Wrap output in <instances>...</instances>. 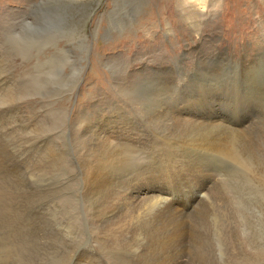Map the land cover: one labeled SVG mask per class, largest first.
Returning a JSON list of instances; mask_svg holds the SVG:
<instances>
[{
  "label": "rangeland",
  "instance_id": "374dc122",
  "mask_svg": "<svg viewBox=\"0 0 264 264\" xmlns=\"http://www.w3.org/2000/svg\"><path fill=\"white\" fill-rule=\"evenodd\" d=\"M228 1L225 5L215 0L208 6L205 17L198 19L202 26L197 35L177 0H0V264H72L76 253L90 252L93 256L81 263L149 264L155 243L165 240L172 221L179 218L183 224L187 221L186 251L194 258L187 262L182 258L179 264H230L228 253L233 248L250 254L258 247V254L264 253V200L258 193L263 191L256 185L258 177L264 180V63L250 64L263 54L264 0ZM210 57L230 61L225 65L218 64L221 60L201 62ZM198 59L204 63L199 68L201 63L194 64ZM241 75L252 78L239 79ZM180 112H187L184 116L193 122L183 121ZM240 120L243 127L236 131ZM211 123L212 128L207 126ZM111 140H119V145ZM208 142H226L232 151L225 157L207 156L202 151ZM111 147H116V153ZM203 163L216 168L207 172L211 180L199 177L188 183L190 171L201 174ZM98 178L101 186L94 183ZM190 187L202 188L220 214L204 217L201 208L198 211L193 205L185 210L186 214L196 211L190 217L174 218L168 212L166 218H157L161 204L139 200L141 206L137 201L134 206L124 197L130 190L142 195L152 189L183 204ZM103 196L104 200L99 198ZM131 217L135 224L129 223ZM146 236L152 240L147 237L146 242ZM200 255L209 260L201 262Z\"/></svg>",
  "mask_w": 264,
  "mask_h": 264
},
{
  "label": "bare ground",
  "instance_id": "6f19581e",
  "mask_svg": "<svg viewBox=\"0 0 264 264\" xmlns=\"http://www.w3.org/2000/svg\"><path fill=\"white\" fill-rule=\"evenodd\" d=\"M215 0H177V2H178V4L181 6L180 8L183 10V13H184V15L185 16H187V18H184V19H186L185 21L186 22H189L190 21V23L192 24L191 25V27H193L194 28V30H193V32L194 33H198L197 35H200V30H201V26H202V24H201V21H198V19H203L204 17H205V13H206V11H207V8H208V6H211V4H213V2H214ZM220 2L221 3H223V4H225V5H227V4H229V2L230 1H228V0H220ZM179 5H177V6H179ZM220 5V4H219ZM214 6V5H213ZM219 7V6H218ZM228 8V7H227ZM230 8V7H229ZM178 9V8H177ZM181 10V11H182ZM180 11V10H179ZM180 13V12H179ZM181 14V13H180ZM183 17V16H182ZM195 22V23H194ZM170 31V30H169ZM170 33V32H169ZM171 34V33H170ZM261 50H262V52H263V54H258V55H256L255 57H254V59L251 61V65L252 64H255V63H260V64H262V63H264V41L262 42V47H261ZM179 58V57H178ZM197 59V58H196ZM221 60V58H217V57H215L214 59H213V57H210V58H208L207 60H204L203 59V61H201V62H204L205 64L206 63H209V64H216V62L217 61H220ZM181 61V60H180ZM197 61H198V63H197ZM230 60L227 58H225L224 60H221L218 64H220V65H223V62H225L224 63V65L225 64H227L228 62H229ZM177 62H179V61H177ZM200 61H199V59L198 60H195V62H194V64H200L201 63ZM204 63H201V65H198V68L200 67V66H202V64H204ZM229 64V63H228ZM264 65V64H263ZM122 66V65H121ZM228 66V65H227ZM222 71V70H221ZM186 75H188V73L186 72L185 73ZM232 75V74H231ZM200 76H201V74H200ZM187 77V76H186ZM239 79H244V80H249L250 81V79L252 78V77H248V76H245V75H241V76H237ZM192 78V77H191ZM235 80H236V77H235ZM253 80H255V79H253ZM253 80H251V81H253ZM257 80V79H256ZM238 81V80H237ZM182 82V81H181ZM188 82H190V81H188ZM226 82V81H225ZM234 82H236V81H234ZM260 82V81H259ZM263 82V81H262ZM237 83H239V82H237ZM254 83V82H253ZM257 83V82H256ZM261 83V82H260ZM215 84V83H214ZM247 84V83H246ZM249 84V83H248ZM250 84H252V82L250 83ZM228 86V85H227ZM235 92V91H234ZM233 92V93H234ZM239 93V92H238ZM258 95V94H257ZM179 96V95H178ZM253 97V96H252ZM258 97V96H257ZM174 98V97H173ZM176 98V97H175ZM171 99V98H170ZM235 99V98H234ZM233 100V99H232ZM235 100H238V99H235ZM234 100V101H235ZM169 101V100H168ZM167 101V102H168ZM174 101V100H173ZM176 101V100H175ZM198 101V100H197ZM171 102H172V100H171ZM176 102H178V100L176 101ZM190 102V101H189ZM203 102V101H202ZM205 102V101H204ZM175 103V102H174ZM194 103V102H193ZM163 104V103H162ZM172 105L173 104V102L172 103H169V105ZM182 104V103H181ZM199 104V103H198ZM235 104H238V103H235ZM167 105V104H166ZM168 105V106H169ZM195 105V104H194ZM174 106H175V104H174ZM174 106H172V107H174ZM237 106V105H236ZM165 107V106H164ZM176 107V106H175ZM165 108H167V107H165ZM177 109H178V107H176ZM164 109V108H163ZM162 109V110H163ZM196 109V108H195ZM159 110V109H158ZM161 110V111H162ZM172 110V109H171ZM160 111V110H159ZM160 111V112H161ZM169 111L170 110H168V114H169V116H170V114L171 113H169ZM158 112V111H157ZM149 113V112H148ZM163 113V112H162ZM187 113V112H186ZM186 113H183V112H180V115L182 116V120L184 121H189V122H191L192 120H189L188 119V117H190L189 115H187V116H184V114H186ZM157 114V113H156ZM3 115V114H2ZM158 115H159V113H158ZM158 115H156V116H158ZM161 115H163L164 117L165 116H168L167 114L166 115H164V114H161ZM174 116V115H173ZM121 117V116H120ZM125 116H123V118H124ZM160 117V116H159ZM162 117V116H161ZM160 117V118H161ZM163 117V118H164ZM177 117H178V115H177ZM119 118V117H118ZM159 119V118H158ZM157 119V120H158ZM165 119H166V117H165ZM168 119V118H167ZM170 119H171V117H170ZM175 119V118H174ZM192 119V118H191ZM120 121H121V119H119ZM128 120V119H127ZM160 120V119H159ZM161 120H163L162 118H161ZM160 120V121H161ZM172 120V119H171ZM170 120V121H171ZM177 120H178V118H177ZM176 120V121H177ZM125 121V120H124ZM132 121V120H131ZM156 121V120H155ZM165 121V120H164ZM167 121H169V120H167ZM175 121V122H176ZM183 121H181L182 123H183ZM227 121V120H226ZM134 122V121H133ZM166 122V121H165ZM172 122V121H171ZM170 122V123H171ZM180 122V123H181ZM185 122V123H186ZM188 122V123H189ZM193 122V121H192ZM203 122V121H202ZM211 122V121H210ZM214 122V121H213ZM147 123V122H146ZM164 123V122H163ZM163 123H161L160 122V124H163ZM167 123V122H166ZM177 123V122H176ZM179 123V122H178ZM182 123H181V125H182ZM244 123V121L243 120H240V122H238L237 123V126L238 127H236L235 128V130L237 129V130H239L238 128H241V127H243L242 126V124ZM4 124V123H3ZM119 124V123H118ZM128 124H130V123H128ZM165 124V123H164ZM163 124V125H164ZM175 124V123H174ZM190 124V123H189ZM199 124V123H198ZM197 124V125H198ZM252 124V123H251ZM123 125V127L122 128H124V124H122ZM167 125V124H166ZM165 125V126H166ZM171 125H173V124H171ZM176 125V124H175ZM175 125H173L174 127H177V125H179V124H177L176 126ZM181 125H179L180 127H182ZM212 125V123L211 124H207V126H211ZM89 126V125H88ZM87 126V127H88ZM127 126V125H126ZM129 126H131V124L129 125ZM140 125H137V127H139ZM168 126V125H167ZM169 126H170V124H169ZM188 126H190V125H188ZM204 126V125H203ZM214 126H216V127H218L217 125H215L214 124ZM213 126V127H214ZM222 126H224V125H222ZM90 127V126H89ZM135 127H136V125H135ZM134 127V128H135ZM141 127V126H140ZM171 127V126H170ZM173 127V128H174ZM186 127H187V125H186ZM194 127V126H193ZM195 127H196V125H195ZM195 127L193 128V130L195 129ZM199 126H197V128H198ZM221 127V126H220ZM226 127V126H225ZM231 127V126H230ZM247 127V126H246ZM250 127V126H249ZM178 128V127H177ZM176 128V129H177ZM204 127H202V129H203ZM207 128H209V127H207ZM211 128H212V126H211ZM210 128V129H211ZM227 128V127H226ZM248 128V127H247ZM252 128V127H251ZM90 129V128H89ZM156 129V128H155ZM171 129H172V127H171ZM175 129V128H174ZM174 129H172L173 131H174ZM175 129V130H176ZM191 129V128H190ZM190 129H188V130H190ZM206 129V128H205ZM205 129H203L204 131H206ZM248 129H250V128H248ZM131 130V129H130ZM179 130H180V128H179ZM183 130H185V127H184V129ZM192 130V129H191ZM196 130V129H195ZM194 130V131H195ZM212 130V129H211ZM214 130H215V128H214ZM217 130H219L218 128H217ZM221 130V129H220ZM236 130V131H237ZM244 130V129H243ZM253 130V129H252ZM102 131V130H101ZM117 131V130H116ZM115 131V132H116ZM123 131H125V130H123ZM135 131V130H134ZM144 131V130H143ZM181 131V130H180ZM199 131V130H198ZM202 131V130H201ZM223 131H225V130H223ZM230 131V130H229ZM235 131V133H238V132H236ZM246 131V130H245ZM89 132H91V131H89ZM88 132V133H89ZM93 132V131H92ZM91 132V133H92ZM112 132V131H111ZM110 132V133H111ZM118 132V131H117ZM116 132V133H117ZM122 132V131H121ZM120 132V133H121ZM126 132V131H125ZM124 132V133H125ZM132 132H133V130H132ZM136 132V131H135ZM141 132V131H140ZM176 132H177V130H176ZM183 132H185V131H183ZM187 132V131H186ZM215 132H216V130H215ZM222 132V131H221ZM242 132V131H241ZM241 132H239L240 134H242ZM249 132V131H248ZM85 133V132H84ZM102 133H104L103 131H102ZM128 133V132H127ZM130 133H131V131H130ZM138 133V132H137ZM136 133V134H137ZM148 133V132H147ZM146 133V134H147ZM179 133V132H178ZM231 133H233V132H231ZM244 133V132H243ZM252 133V132H251ZM81 134V133H80ZM94 134V133H93ZM93 134H91V135H93ZM142 134H144V133H142ZM145 134V135H146ZM160 134V133H159ZM176 134V133H175ZM197 134V133H196ZM199 134H202V133H199ZM205 134V133H204ZM88 135V134H87ZM91 135H88V137L89 136H91ZM95 135V134H94ZM98 135V134H97ZM108 135V134H107ZM115 135V134H114ZM114 135H112V137H115ZM122 135V134H121ZM120 135V136H121ZM125 135V134H124ZM128 135V134H127ZM134 135V134H133ZM138 135V134H137ZM140 135V134H139ZM144 135V136H145ZM147 135H149V134H147ZM195 135V134H194ZM234 135V134H233ZM132 136V135H131ZM165 136V135H164ZM181 136V135H180ZM198 136V135H197ZM238 136V135H237ZM250 136V135H249ZM257 136V135H256ZM23 137V136H22ZM84 137V136H83ZM87 136H86V139L88 138ZM95 137V136H94ZM108 137V136H107ZM139 137V136H138ZM195 137V136H194ZM209 137V136H208ZM222 137V136H221ZM240 137V136H239ZM81 139H82V137H80ZM96 138V137H95ZM97 138H98V136H97ZM101 138V137H100ZM111 138V137H110ZM119 138V137H118ZM126 138V137H125ZM136 139H137V137H135ZM147 138V137H146ZM149 138V137H148ZM154 138V137H153ZM203 138V137H202ZM205 138V140L207 139L206 137H204ZM219 138V137H218ZM91 139V138H90ZM105 139V138H104ZM117 139V138H116ZM168 139V138H167ZM195 139V138H194ZM198 139H200V138H197V139H195V140H198ZM212 139V138H211ZM215 139V138H214ZM221 139V138H220ZM83 140H84V138H83ZM89 140V139H88ZM98 140V139H97ZM100 140V139H99ZM106 140V139H105ZM105 140H104V142H105ZM119 140H120V138H119ZM119 140L118 141H112V142H115V143H117L118 142V144H116V145H119ZM123 140H124V138H123ZM127 140V139H126ZM133 140H134V137H133ZM139 140H140V138H139ZM143 140H144V137H143ZM143 140H141V141H143ZM146 140V139H145ZM148 141L150 140V138L149 139H147ZM201 140H203V139H201ZM200 140V141H201ZM204 140V141H205ZM208 140H210V139H208ZM207 140V141H208ZM213 140V139H212ZM219 140V139H218ZM218 140H214V141H218ZM222 140V139H221ZM225 140H226V138H225ZM20 141V140H19ZM183 141V140H182ZM189 141H191V140H189ZM194 141V140H193ZM200 141H198L199 143H200ZM223 141V140H222ZM261 141V140H260ZM26 142V141H25ZM86 142V141H85ZM89 142V141H88ZM94 142V141H93ZM95 142H97V141H95ZM104 142H101V143H104ZM162 142V141H161ZM188 142V141H187ZM203 142V141H202ZM262 142V141H261ZM36 143V142H35ZM108 143V142H107ZM110 144H111V142H109ZM182 143V142H181ZM191 143V142H190ZM193 143H195L194 145H196L197 144V142H193ZM204 143V142H203ZM219 143V142H218ZM222 144L220 145V144H215V142H214V144H212V142H211V144H210V142H208V144L206 145V143L203 145V147H204V151H202V152H205L206 154L205 155H224V157H225V155L227 154V153H229L230 152V150L232 151V149L229 147V145L228 144H226V145H224V143H226V142H221ZM230 143V142H229ZM236 144H237V142H235ZM251 143V142H250ZM253 143V142H252ZM22 144V143H21ZM91 144H92V142H91ZM95 144H97V143H95ZM99 144V143H98ZM97 144V145H98ZM189 144V143H188ZM102 145H104V144H102ZM111 145H113L114 146V144H111ZM111 145H109V146H107V147H110ZM115 145V146H116ZM202 145V144H201ZM23 146H24V143H23ZM165 146V145H164ZM177 146H178V144H177ZM189 146V145H188ZM199 146H200V144H199ZM253 146V145H252ZM25 147H26V144H25ZM167 147V146H166ZM1 148H2V146H1ZM4 148H6V147H4ZM19 148H21V147H19ZM99 148H101L100 146L98 147V149ZM104 148H106V147H104ZM112 148V147H111ZM125 148V147H124ZM168 148V147H167ZM176 148V147H175ZM191 148H194V150H195V147H193V146H191ZM190 148V149H191ZM196 148H199L198 146L196 147ZM244 148V147H243ZM22 149H23V147H22ZM84 149H86V147L84 148ZM90 149V148H89ZM92 149V148H91ZM91 149H90V152H91ZM94 149V148H93ZM107 150V153L110 151L109 149L110 148H106ZM113 149H114V151H115V149H116V147L115 148H112V151H113ZM189 149V148H188ZM200 149V148H199ZM127 150V149H126ZM198 150V149H197ZM197 150H195V151H197ZM248 150V149H247ZM260 150V149H259ZM6 151V150H5ZM5 151H4V153H5ZM21 151V150H20ZM23 151V150H22ZM85 151H88V150H85ZM97 151V150H96ZM95 151V152H96ZM100 151V150H99ZM101 151H102V149H101ZM103 151H105V150H103ZM102 151V152H103ZM113 151V152H114ZM124 151V150H123ZM190 151V150H189ZM193 151V150H192ZM200 151V150H199ZM243 151V150H242ZM1 152H3L2 151V149H1ZM98 152V151H97ZM169 152V151H168ZM194 152V151H193ZM198 152V151H197ZM254 152V151H253ZM99 153V152H98ZM106 153V152H105ZM110 154H111V152H109ZM114 153H116V152H114ZM7 154V153H6ZM88 154H91V153H88ZM103 154V153H102ZM113 154V153H112ZM92 155H94V154H92ZM97 155V154H96ZM106 155V154H105ZM109 155V154H108ZM117 155V154H116ZM174 155H176V154H174ZM262 155V154H261ZM15 156V155H14ZM103 156H104V154H103ZM113 155H111V157H112ZM158 156V155H157ZM253 156V155H252ZM256 156V155H255ZM1 157V156H0ZM15 157H17V156H15ZM25 157V156H24ZM109 156H107V158H108ZM111 157H109L110 159H112ZM173 157V156H172ZM18 158V157H17ZM22 158V157H21ZM90 158V157H89ZM105 158V159H104ZM103 158V160H106V157H104ZM108 158V159H109ZM6 159V158H5ZM4 159V160H5ZM101 159V158H100ZM99 159V160H100ZM106 160V161H109V160ZM115 159V157L113 158V160ZM116 159H117V157H116ZM124 159V158H123ZM2 160V159H1ZM99 160H97V161H99ZM102 160V159H101ZM112 160V161H113ZM8 161H9V159H8ZM115 161V160H114ZM117 161V160H116ZM178 161V160H177ZM210 161H212V160H210ZM209 161V162H210ZM244 161V160H243ZM100 162V163H99ZM98 163L99 164H101L102 162L101 161H99ZM208 162V161H207ZM208 162V163H209ZM248 162V161H247ZM250 162V161H249ZM4 163V162H3ZM103 163H104V161H103ZM110 163V162H109ZM115 163V162H114ZM119 163V162H118ZM195 163H197V162H195ZM245 163V162H244ZM260 163V162H259ZM92 164H93V162H92ZM107 164V163H106ZM174 164V163H173ZM192 164H194V163H192ZM198 164V163H197ZM197 164H194V165H196L197 166ZM199 164H201V163H199ZM210 164V163H209ZM209 164H204L203 163V165H202V167H201V170L200 171H202V173L201 174H197L198 176H196V174H195V171H190V173L189 172H187V173H189L188 174V176H187V182L189 183V182H191V181H193L194 180V178H205V182H207L209 179L211 180V177H209L208 176V173L207 172H210L211 170H215L216 171V168L215 167H212L211 165H209ZM4 165V164H3ZM96 165V164H95ZM98 165V164H97ZM102 165H104V164H102ZM108 165H110V164H108ZM108 165H107V167H108ZM117 165V164H116ZM0 166H1V163H0ZM51 166V165H50ZM113 167L115 166V165H112ZM191 166V165H190ZM200 166V165H199ZM259 166V165H258ZM264 166V165H263ZM2 167V166H1ZM5 167V166H4ZM10 167H13V166H10ZM9 167V168H10ZM93 167H94V164H93ZM92 167V168H93ZM99 167H101V166H99ZM103 167V166H102ZM105 167V166H104ZM113 167H112V169H113ZM249 167V166H248ZM248 167H246V168H248ZM98 168V167H97ZM97 168H95V169H97ZM109 168V167H108ZM188 168V167H187ZM191 168V167H190ZM189 168V169H190ZM244 168V167H243ZM259 168V167H258ZM11 169V168H10ZM13 169H14V167H13ZM27 169V168H26ZM42 169H44V168H42L41 167V170ZM115 169V168H114ZM14 170H16V169H14ZM40 170V171H41ZM47 170V169H46ZM92 170V169H91ZM99 170H103V169H99ZM98 170V171H99ZM106 170H107V168H106ZM106 170H105V172H106ZM183 170V169H182ZM187 170V169H186ZM191 170V169H190ZM197 170H199V168L197 169ZM44 172H47V171H45V169L43 170ZM90 171V170H89ZM95 171H97V170H95ZM94 171V172H95ZM97 171V172H98ZM104 171V170H103ZM102 171V172H103ZM113 171V170H112ZM137 171V170H136ZM156 171V170H155ZM166 171V170H165ZM172 171V170H171ZM181 171V170H180ZM179 171V172H180ZM248 171V170H247ZM253 171V170H252ZM256 171V170H255ZM264 171V170H263ZM11 172V171H10ZM15 172V171H14ZM37 172V171H36ZM104 172V173H105ZM132 172V171H131ZM182 172V171H181ZM186 172V171H185ZM196 172H198V171H196ZM218 172V171H217ZM43 173V172H42ZM90 173V172H89ZM107 173V172H106ZM109 173H110V171H109ZM108 173V174H109ZM124 173L125 172H123V175H124ZM134 173V172H133ZM137 173V172H136ZM153 173H154V171H153ZM158 173V172H157ZM160 173H162L161 171H160ZM175 173V172H174ZM212 173L214 174V175H216L213 171H212ZM3 174V173H2ZM1 174V175H2ZM12 174V173H11ZM45 174V173H44ZM93 173H91V175H92ZM122 174V173H121ZM151 174V173H150ZM165 174V173H164ZM169 174H171V173H169ZM184 174H186V173H184ZM9 175V174H8ZM49 175V174H48ZM88 175V174H87ZM94 175H98V174H94ZM112 175V174H111ZM123 175H120V177L121 176H123ZM127 175V174H126ZM152 175V174H151ZM181 175H183V174H181ZM255 175V174H254ZM17 176H18V174H16V178H17ZM125 176V175H124ZM123 176V177H124ZM163 176V175H162ZM165 176V175H164ZM169 176V175H168ZM176 176V175H175ZM175 176H173V177H175ZM179 176V175H178ZM256 176V175H255ZM12 177H13V175H12ZM90 177V176H89ZM92 177H94V176H91V178ZM99 177H102V176H99ZM105 177V176H104ZM142 177V176H141ZM177 177V176H176ZM183 177H186V176H183ZM263 177V176H262ZM15 178V179H16ZM97 178V177H96ZM103 178V177H102ZM101 178V179H102ZM116 178V177H115ZM2 179H3V177H2ZM18 179V178H17ZM21 179V178H20ZM103 179H105V178H103ZM110 179V178H109ZM112 179H114V178H112ZM118 179V178H117ZM153 179V178H152ZM169 179H171L170 177H169ZM177 179V178H176ZM183 179V178H182ZM259 179V177L257 178V184L256 185H258V188L259 187H261L262 188V190L261 191H263L264 192V180H258ZM0 180H1V178H0ZM4 180V179H3ZM2 180V181H3ZM93 180H94V178H93ZM106 180V179H105ZM116 180V179H115ZM125 180V179H124ZM156 180H158V179H156ZM175 180V179H174ZM185 180V179H184ZM249 180V179H248ZM253 180V179H252ZM101 180L98 178V179H95V181H94V183L95 184H99V186H101L100 184H102L101 182H100ZM104 181V180H103ZM114 181V180H113ZM112 181V182H113ZM120 181H122V180H120ZM128 181V180H127ZM186 181V180H185ZM254 181H255V179H254ZM1 182V181H0ZM111 182V181H110ZM110 182H108L109 184V186H110ZM159 182V181H158ZM180 182V181H179ZM196 182V181H195ZM2 183L3 182H1V185H2ZM106 183H107V181H106ZM125 183H126V181H125ZM128 183V182H127ZM132 182L131 181H129V184H131ZM182 183H183V180H182ZM185 183V182H184ZM254 183V182H253ZM252 183V184H253ZM256 183V182H255ZM89 184V183H88ZM87 184V185H88ZM113 184V183H112ZM115 185L117 184L116 182L114 183ZM123 184V183H122ZM177 184V183H176ZM90 185V184H89ZM105 184H104V182H103V186H104ZM118 186H119V183L117 184ZM251 185V184H250ZM94 186V185H93ZM96 186V185H95ZM102 186V187H103ZM172 186V185H171ZM176 186V185H175ZM217 186V185H216ZM4 187V186H3ZM22 187V186H21ZM87 187V186H86ZM105 187H106V185H105ZM108 187V186H107ZM106 187V188H107ZM110 187H112V185L110 186ZM128 187H129V185H128ZM211 187V186H210ZM209 187V188H210ZM90 188H92V187H90ZM94 188V187H93ZM113 188V187H112ZM111 188V189H112ZM117 188V187H116ZM175 188V187H174ZM212 188V187H211ZM257 188V189H258ZM95 189V188H94ZM101 189V188H100ZM109 189V188H108ZM120 189V188H119ZM127 188L125 187V190H126ZM191 189H193V187H190V188H188L187 189V191L185 192V193H189L188 195H186L185 196V198H184V201H182L183 202V204L181 203V202H176L174 199H173V197H164L163 196V194H161V193H155V192H152V189H145V192L142 194V195H135L134 193L135 192H133V190H130L126 195H127V197L126 196H124L125 198H126V200L128 201L129 200V202H130V200H132V203L134 202L135 203V201H137V202H140V206H141V201H139V200H146V201H155V202H157L158 203V205L159 204H161L162 205V211L160 212V214H159V216H157V218L159 217H161V218H166L168 215H167V213L169 212L170 213V215H171V217H173L174 216V218H175V216H177V217H180V215L182 214L184 217L186 216V215H188L189 217H190V215H194V213L196 212V211H190V213L188 214H186V209H188L189 207H192L193 205L196 207V209L198 208V207H200L201 208V212H202V215L205 217L206 215H210V214H212L213 212L214 213H217V214H215L214 216H218L220 213H219V211H218V209H217V207H214L215 209H213V207H211V205L209 204V202H208V197H207V193L204 191V193H203V189L201 188V189H193V190H191ZM3 190V189H2ZM88 190V189H87ZM114 190V189H113ZM112 190V191H113ZM124 190V189H123ZM205 190V189H204ZM110 191V190H109ZM111 191V192H112ZM126 191H128V189L126 190ZM258 191H260V190H258ZM93 192V191H92ZM91 192V193H92ZM94 192H97V191H95L94 190ZM116 192V191H115ZM262 192V193H263ZM18 193V192H17ZM90 193V192H89ZM100 193V192H99ZM103 193H104V188H103ZM107 193V191L105 192V194ZM117 193V192H116ZM258 193H260V196H261V201H263L264 200V194H262L261 192H258ZM108 194V193H107ZM111 194V193H110ZM180 194V193H179ZM178 194V195H179ZM193 195V197H192V195ZM100 195V194H99ZM119 195V194H118ZM123 195V194H122ZM209 195V194H208ZM221 195V194H220ZM105 196V195H104ZM99 197V198H102V200H104L103 198H105V197ZM109 196V195H108ZM116 195L114 194V197H115ZM177 196V195H176ZM214 196H215V194H214ZM259 196V197H260ZM91 197V196H90ZM98 196H96V198H97ZM110 197V196H109ZM118 197V196H117ZM119 197H120V195H119ZM107 198V197H106ZM172 198V199H171ZM90 199V198H89ZM94 199H95V197H94ZM93 199V200H94ZM13 200V199H12ZM99 199L97 198V201H98ZM108 200H109V198H108ZM115 200H117L116 198H115ZM115 200H111L110 199V202L111 201H115ZM119 200V199H118ZM121 200V199H120ZM124 200V199H123ZM122 200V201H123ZM125 200V201H126ZM134 200V201H133ZM177 200V199H176ZM218 200V199H217ZM8 201V200H7ZM34 201V200H33ZM91 201V200H90ZM95 201H96V199H95ZM121 201V202H122ZM220 201V200H219ZM223 200L221 199V202H222ZM102 202V201H101ZM105 202H106V200H105ZM108 202V201H107ZM120 202V203H121ZM17 203V202H16ZM38 203V202H37ZM91 203H93V201L91 202ZM95 203V202H94ZM114 203V202H113ZM126 203H128V202H126ZM142 203H143V201H142ZM150 203V202H149ZM185 203V204H184ZM217 203V202H216ZM96 204H98V203H96ZM137 203H135L134 204V206L136 205ZM147 204V203H146ZM155 204V203H154ZM214 204H215V202H214ZM221 204H223V202L221 203ZM17 205V204H16ZM91 205V204H90ZM94 205V204H93ZM92 205V206H93ZM100 205V204H99ZM99 205H98V207H99ZM107 205V204H106ZM105 205V206H106ZM111 205V204H110ZM121 206L122 205H124V202H123V204L121 203L120 204ZM139 205V204H138ZM137 205V206H138ZM144 205V204H143ZM153 205V204H152ZM158 205H157V207H158ZM217 205H218V203H217ZM220 205V204H219ZM224 205V204H223ZM9 206V205H8ZM20 206V205H19ZM96 206V205H95ZM101 206V205H100ZM103 206V205H102ZM112 206H113V204H112ZM117 206V205H116ZM115 206V207H116ZM119 206V205H118ZM125 206V205H124ZM124 206H122V207H124ZM133 206V207H134ZM136 206V207H137ZM145 206V205H144ZM150 206H151V204H150ZM155 206V205H154ZM153 206V207H154ZM194 206H193V208H194ZM214 206V205H213ZM221 206V205H220ZM15 207V206H14ZM120 207V206H119ZM118 207V208H119ZM131 206H129V208H130ZM132 207V208H133ZM135 207V208H136ZM139 207V206H138ZM138 207H137V209H138ZM147 207V206H146ZM152 207V206H151ZM151 207H150V209H151ZM179 207H182V208H179ZM219 207V206H218ZM226 207H227V205H226ZM6 208V207H5ZM22 208H24V207H22ZM91 208V207H90ZM121 208V207H120ZM125 208V207H124ZM127 208V207H126ZM143 208V207H142ZM159 208V207H158ZM9 209V208H8ZM91 209H93V207L91 208ZM100 209V208H99ZM102 209V208H101ZM109 209V208H108ZM108 209H106V211L108 210ZM123 209V208H122ZM134 209V208H133ZM139 209H140V207H139ZM154 209H156V208H154ZM161 209V208H160ZM228 209V208H227ZM95 210V209H94ZM132 210V209H131ZM135 211H136V209H134ZM143 210V209H142ZM198 211H200L199 209H197ZM220 210V209H219ZM223 210V209H222ZM91 211V210H90ZM96 211V210H95ZM104 211V210H103ZM115 211H117V210H115ZM114 211V212H115ZM123 211H125L124 209H123ZM129 211V210H128ZM138 211V210H137ZM140 211V210H139ZM144 211V210H143ZM146 211V210H145ZM120 212H121V210H120ZM131 212V211H130ZM9 213V212H8ZM93 213V212H92ZM95 213V212H94ZM93 213V214H94ZM104 213V212H103ZM123 213V212H122ZM125 213V212H124ZM157 213V215H158V213L159 212H156ZM168 213V214H169ZM172 213V214H171ZM262 213V212H261ZM29 214V213H28ZM95 214H97V213H95ZM99 214H101V213H99ZM107 213H105V215H106ZM108 214H109V212H108ZM108 214H107V216H108ZM110 214H111V211H110ZM113 214V213H112ZM116 214V213H115ZM121 214V213H120ZM128 214H131V213H128L127 212V215ZM141 214H143V213H141ZM141 214L139 215V216H141ZM185 214V215H184ZM201 214V213H200ZM222 214V213H221ZM227 214V213H226ZM1 215V214H0ZM10 215V214H9ZM17 215V214H16ZM116 215H118V214H116ZM124 215H126V214H124ZM126 215V216H127ZM138 215V214H137ZM170 215H169V219H170ZM213 215V214H212ZM20 216V215H19ZM100 216V215H99ZM98 216V217H99ZM104 216V215H103ZM107 216L105 217L106 219H107ZM120 217H121V215H119ZM133 216V215H132ZM139 216H138V218H139ZM143 216H145V214L144 215H142V219L144 218ZM197 216V215H196ZM202 216V217H203ZM211 216V215H210ZM102 217V216H101ZM112 217V216H111ZM123 217V216H122ZM129 217V216H128ZM135 217V216H134ZM176 217V218H177ZM189 217H187L188 219H189ZM197 217H199V216H197ZM113 218V217H112ZM130 218V217H129ZM132 219L130 220V222L129 223H133L132 222V220H133V217H131ZM137 218V217H136ZM146 218V217H145ZM173 218V219H174ZM224 218V217H223ZM103 219V218H102ZM115 219H117V217L116 218H114V221H116ZM125 219V218H124ZM123 219V220H124ZM126 219H128V218H126ZM125 219V220H126ZM135 219V218H134ZM172 219V220H173ZM180 219V218H179ZM179 219H178V222L177 221H172V227H171V233L167 236V237H165V240L164 241H162V242H160L159 244H157V243H155L156 245H154V244H151L152 245V247H153V245H154V250L153 251H155L156 253L154 254L153 253V251L150 253L149 251H150V249H148V252L150 253V255H151V257L149 258V261H148V263L150 264H179L180 262H182V258H184L185 259V262H187V261H190V260H192V261H194V258L192 257L191 258V256L189 255V252L188 251H186V249L188 248V246H187V243L189 242V241H187V238H189V236H188V234H187V230H186V227H188V226H186L187 225V221H185V220H183V221H185V223L186 224H183L182 222H179ZM187 219V220H188ZM196 219V218H195ZM208 219V218H207ZM263 219V218H262ZM57 220V219H56ZM91 220V219H90ZM95 220V219H94ZM109 220H112V219H109ZM118 220V219H117ZM124 220V221H125ZM140 220H141V218H140ZM153 220V219H152ZM158 220V219H157ZM160 220V219H159ZM177 220V219H176ZM191 219H189L188 221H190ZM211 220V219H210ZM23 221V220H22ZM38 221V220H37ZM100 221H102V220H100ZM104 221H105V219H104ZM108 221V220H107ZM129 221V220H128ZM136 221H137V219H136ZM147 221V220H146ZM156 221V220H155ZM163 221V220H162ZM165 221V220H164ZM170 221V220H169ZM192 221H193V219H192ZM201 221H202V219H201ZM26 222H27V220H26ZM96 222V221H95ZM110 222V221H109ZM112 222V221H111ZM110 222V223H111ZM126 222V221H125ZM135 222V221H134ZM138 222V224H139V221H137ZM148 222V221H147ZM152 222H154V220L152 221ZM158 222V221H157ZM191 222V221H190ZM104 223V222H103ZM107 223V222H106ZM120 223V222H119ZM119 223H116L115 225H117V224H119ZM150 223V222H149ZM160 223H162L161 221H160ZM182 223V224H181ZM5 224V223H4ZM25 224V223H24ZM98 224H99V222H98ZM127 224V223H126ZM133 224H135V223H133ZM137 224V223H136ZM137 224V225H138ZM141 224H142V222H141ZM141 224H139V225H141ZM189 224V223H188ZM3 225V224H2ZM35 225V224H34ZM63 225V224H62ZM114 225V224H113ZM122 225H124V224H122ZM128 225V224H127ZM127 225H126V227H127ZM138 225V226H139ZM143 225V224H142ZM148 225V224H147ZM163 225V224H162ZM165 225H167L166 223H165ZM196 225V224H195ZM28 226V225H27ZM98 226V225H97ZM125 226V225H124ZM123 226V227H124ZM145 226V225H144ZM143 226V227H144ZM149 226V225H148ZM171 226V225H170ZM190 226V225H189ZM86 227V226H85ZM102 227V226H101ZM115 227V226H114ZM118 227V226H117ZM123 227L121 226V228L123 229ZM129 227V226H128ZM152 227V226H151ZM163 227H165V226H163ZM4 228V227H3ZM119 228V227H118ZM121 228H119V229H121ZM130 228V227H129ZM133 228V227H132ZM145 228V227H144ZM161 228V227H160ZM19 229V228H18ZM27 229V228H26ZM94 229V228H93ZM118 229V230H119ZM121 229V230H122ZM125 229H127V228H125ZM140 229V228H139ZM139 229L138 228H136L135 227V230H138L139 231ZM147 229V228H146ZM154 229V228H153ZM152 229V230H153ZM158 229V228H157ZM156 229V230H157ZM103 230V229H102ZM105 230V233H106V228L104 229ZM114 230H115V228H114ZM117 230V231H118ZM120 230V231H121ZM129 230V229H128ZM134 230V231H135ZM166 230H167V228H166ZM89 231V230H88ZM109 231V230H108ZM113 231V230H112ZM125 231V230H124ZM133 231V230H132ZM131 231V232H132ZM137 231V232H138ZM141 231V230H140ZM143 231V230H142ZM163 231H165V230H163ZM169 232H170V230H168ZM109 232H111V231H109ZM115 232H116V230H115ZM114 231H113V233H115ZM123 232V231H122ZM136 232V233H137ZM154 232V231H153ZM190 233H191V230L189 231ZM99 233H102V232H98V234ZM112 233V232H111ZM135 233V232H134ZM139 233V232H138ZM159 233V232H158ZM205 233V232H204ZM96 234V233H95ZM118 234H120V233H118ZM117 234V235H118ZM122 234V233H121ZM129 234V233H128ZM126 235V236H129V235ZM153 234V233H152ZM40 235V234H39ZM93 235H94V232H93ZM100 235V234H99ZM110 235V234H109ZM112 235V234H111ZM110 235V236H111ZM115 235V234H114ZM124 235H125V233H124ZM130 235H131V237H132V234L130 233ZM144 235H145V233H144ZM143 235V236H144ZM153 235H155V234H153ZM96 236V235H95ZM122 236V235H121ZM137 236H139V235H137ZM141 236V235H140ZM148 236H150V235H148ZM148 236H146V238H143V239H145V241L147 242L148 240H146L147 239V237ZM152 236V235H151ZM158 236H160V235H158ZM165 236V235H164ZM101 237V235L99 236V238ZM117 236H115V238H116ZM119 237V236H118ZM135 237V236H134ZM155 237V236H154ZM31 238H33V237H31ZM62 238V237H61ZM114 238V239H115ZM122 238H125V239H127L125 236L123 237L122 236ZM138 238V237H137ZM141 238V237H140ZM148 238H150V237H148ZM191 238V237H190ZM104 239V238H103ZM113 239V238H112ZM113 239V240H114ZM118 239V238H117ZM130 239V238H129ZM132 239V238H131ZM151 239V238H150ZM192 239V238H191ZM190 239V240H191ZM2 240V239H1ZM76 240V239H75ZM111 240V239H110ZM121 240V239H120ZM152 240V239H151ZM156 240H158V238L156 239ZM162 240V239H161ZM20 241V240H19ZM61 241V240H60ZM96 241H98L97 239H96ZM128 241V240H127ZM3 242V241H2ZM115 242V241H114ZM113 242V243H114ZM120 242V241H119ZM124 242V241H123ZM134 242V241H133ZM141 242V241H140ZM155 242V240L153 241V243ZM156 242H158V241H156ZM193 242V241H192ZM11 243V242H10ZM65 243V242H64ZM98 243V242H97ZM108 243V242H107ZM118 243V242H117ZM126 243V242H125ZM135 243V242H134ZM139 243V242H138ZM208 243V242H207ZM238 243V242H237ZM258 243V242H257ZM264 243V242H263ZM2 244V243H1ZM7 244V243H6ZM70 244V243H69ZM116 244V243H115ZM127 244V243H126ZM128 244H130V242L128 243ZM189 244H191V243H189ZM210 244V243H209ZM256 244V243H255ZM31 245V244H30ZM121 245V244H120ZM147 245V244H146ZM150 245V244H149ZM192 245V244H191ZM197 245V244H196ZM242 245V244H241ZM251 245H253V244H251ZM259 245H260V243H259ZM12 246V245H11ZM24 246V245H23ZM65 246V245H64ZM70 246V245H69ZM86 246V245H85ZM106 246V245H105ZM130 246H133V245H130ZM134 246H136V244H134ZM139 245L137 244V247H138ZM193 246V245H192ZM199 246V245H198ZM202 246V245H201ZM209 246V245H208ZM239 246V245H238ZM255 246V245H254ZM77 247V246H76ZM94 247V246H93ZM126 247V246H125ZM128 247V246H127ZM136 247V248H137ZM140 247V246H139ZM151 246H149V248H150ZM211 247V246H210ZM10 248V247H9ZM12 248V247H11ZM62 248V247H61ZM96 248V247H95ZM133 248V247H132ZM141 248V247H140ZM249 248V247H248ZM264 248V247H263ZM262 248V249H263ZM70 249V248H69ZM90 250L91 249H93V248H89ZM259 248L257 247V249H255L252 253H243V251H241V249L240 250H238V249H236V248H233V250H231L228 254V260H229V262H230V264H264V253H260V254H258V252L259 251H257ZM261 249V250H262ZM9 250V249H8ZM90 250H89V252H90ZM138 250V249H137ZM202 250V249H201ZM204 250H206V249H204ZM208 250V249H207ZM206 250V251H207ZM247 250V249H246ZM50 251V250H49ZM62 251V250H61ZM87 251H88V249H87ZM92 251V250H91ZM60 252V251H59ZM80 252V251H79ZM83 252V251H82ZM94 252H95V250H94ZM121 252V251H120ZM195 252V251H194ZM202 252V251H201ZM242 252V253H241ZM146 252H144V254H145ZM149 253H147L148 255H149ZM184 253H186V255L183 257V255H184ZM205 253H207V252H205ZM209 253V252H208ZM2 254V253H1ZM67 254V253H66ZM84 254V253H83ZM93 254L94 253H92V252H90V254L88 253L87 254V256L85 255V256H83V255H77V253H76V256L74 257V259H73V261H72V264H89L88 262H84V263H81V262H83L84 261V259H85V261H86V259H88L87 257H91V256H93ZM120 254V253H119ZM138 254H140V253H138ZM142 254H143V252H142ZM143 254V255H144ZM37 255V254H36ZM50 255V254H49ZM136 256H137V254H135ZM142 255V256H143ZM213 253L211 254V255H209V257H210V260L209 261H212V257H213ZM67 256V255H66ZM115 256V255H114ZM142 256H140V257H142ZM199 256V255H198ZM201 256V255H200ZM207 257L206 255H204L203 254V257ZM2 257V256H1ZM4 257V256H3ZM56 257V256H55ZM99 257V256H98ZM97 257V258H98ZM139 257V256H138ZM202 256H201V262L202 261H204V260H207V259H204ZM19 258V257H18ZM32 259H33V257H31ZM43 258V257H42ZM45 258V257H44ZM100 258V257H99ZM133 258V257H132ZM7 259V258H6ZM61 259V258H60ZM101 259V258H100ZM146 258H144V260H145ZM196 259V258H195ZM215 259V258H214ZM102 260V259H101ZM138 260V259H137ZM139 260H140V258H139ZM138 260V261H139ZM142 260H143V258H142ZM16 261V260H15ZM66 261V260H65ZM147 261V260H146ZM1 262V261H0ZM17 262V261H16ZM36 262V261H35ZM40 262V261H39ZM53 262V261H52ZM131 262V261H130ZM137 262V261H136ZM141 263H142V261H140ZM145 262V261H144ZM185 262H184V264H185ZM207 262V261H206ZM30 263V262H29ZM191 263V262H190ZM189 263V264H190ZM203 263H205V262H203ZM54 264H56L55 262H54ZM62 264V263H61ZM91 264V263H90ZM140 264V263H139ZM143 264V263H142ZM188 264V263H187ZM197 264V263H196ZM198 264H201V263H198ZM208 264H210V263H208ZM214 264H219L218 262H216L215 261V263Z\"/></svg>",
  "mask_w": 264,
  "mask_h": 264
}]
</instances>
